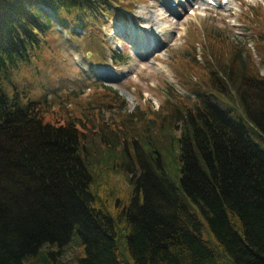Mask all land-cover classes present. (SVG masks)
<instances>
[{
	"label": "trees",
	"instance_id": "1",
	"mask_svg": "<svg viewBox=\"0 0 264 264\" xmlns=\"http://www.w3.org/2000/svg\"><path fill=\"white\" fill-rule=\"evenodd\" d=\"M113 1L123 0H0V264L54 262L74 239L77 264H264V148L243 120L264 133L258 66L212 70L193 98L175 93L176 110L113 134L117 145L8 89L55 22L91 29ZM116 146L132 192L108 208L92 170Z\"/></svg>",
	"mask_w": 264,
	"mask_h": 264
},
{
	"label": "rangeland",
	"instance_id": "2",
	"mask_svg": "<svg viewBox=\"0 0 264 264\" xmlns=\"http://www.w3.org/2000/svg\"><path fill=\"white\" fill-rule=\"evenodd\" d=\"M216 3L113 1L111 14L91 29H69L55 22L37 52L11 70L5 83L9 90L16 84L24 99L43 102L52 120L73 118L85 130L101 129L107 143L117 145L121 142L113 134L123 136L151 118H162L167 110L177 108L176 92L193 98L194 86L206 85L212 70L235 72L245 63L264 73V0ZM232 53L236 57L227 67ZM235 104L242 106L240 101ZM252 108L258 111L257 106ZM156 109L161 114H155ZM243 120L264 148V133L248 116ZM113 149L105 151L106 159L92 170V189L108 208L117 198L129 199L132 192L129 170L119 156L121 147ZM61 250L62 255L55 254L57 259L48 264H77L78 241ZM37 260L29 264H42Z\"/></svg>",
	"mask_w": 264,
	"mask_h": 264
}]
</instances>
